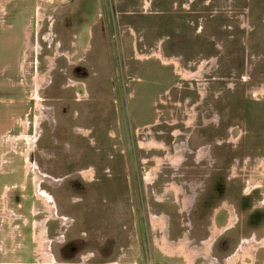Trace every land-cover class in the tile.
<instances>
[{
  "label": "rangeland",
  "instance_id": "obj_1",
  "mask_svg": "<svg viewBox=\"0 0 264 264\" xmlns=\"http://www.w3.org/2000/svg\"><path fill=\"white\" fill-rule=\"evenodd\" d=\"M56 3L51 84L43 40L3 76L0 264H210L218 229V264H264V0Z\"/></svg>",
  "mask_w": 264,
  "mask_h": 264
},
{
  "label": "crops",
  "instance_id": "obj_2",
  "mask_svg": "<svg viewBox=\"0 0 264 264\" xmlns=\"http://www.w3.org/2000/svg\"><path fill=\"white\" fill-rule=\"evenodd\" d=\"M56 12H57L56 0H0V95L3 93L4 89L9 88V82L7 80L4 81L3 76H6L7 72L10 69H13L18 74L20 73V75L23 73L22 74L23 76L25 75L27 66L30 67L31 71L33 70L39 72V67L41 64L39 57L42 56L41 54L43 50V46L40 43V40H43L46 43V47L54 50L49 55L44 54L45 60L46 62H48L46 63L47 66L46 71H49L51 77L49 82L51 84L52 82L51 73L53 71H56L58 68L57 67L58 66L57 63L58 36L56 32V19H57ZM29 52H31V54H29ZM32 54H33V58L31 56ZM37 80L35 79L37 83H35L34 81V86L39 88L41 86L39 80L38 81ZM18 82H19L18 86L20 85V83L24 85V82L21 81ZM8 130L9 129H7L5 132H8ZM5 132H0V135H3ZM52 198L54 201L50 198L49 202L51 203L52 208H54L56 213L58 214L57 200L55 196H53ZM229 215L230 214L228 213L226 217V214L221 213L220 210L216 212V218H218L219 216H221L220 218H224V217L227 218L225 223L230 221L231 217ZM159 220L161 219L158 216L154 218L155 222H158ZM164 221L168 222L167 219ZM233 221L234 218L232 217L228 227H231L233 225L232 223ZM225 225L227 224H224V226ZM163 229H166L165 224L163 226ZM221 232H223V230L219 231L218 229L217 231H214L210 240H206L207 243L205 242L203 246L202 245L193 246V249L189 251V254L193 256V260L196 261V258L202 256L204 259H209L210 264H218L217 261L220 258L218 257V255H216L217 257L215 258L213 255H211V253H212V248L213 250H215L216 247L215 245L214 247H212L213 243L215 242L216 238L220 235ZM87 233H88L87 230H83L81 235L87 236L88 235ZM69 237H71L70 240L79 238V236L76 237L69 236ZM166 241L170 242L169 235L168 238H166ZM252 241H250L248 238L243 239L241 244H239V248L235 252V254L229 255L228 259L225 260L226 263L234 264L237 259L243 258V256L246 253L252 255L251 249L253 244L256 242L257 243L262 242L257 240V237L256 238L252 237ZM181 244L183 245L184 242L182 241L180 243V247ZM184 245L186 249L187 247L189 248L187 242ZM263 246H259L257 250ZM257 250L255 251V254L254 256H252V258L255 257ZM178 253L176 251L172 253H169L168 251H164V254L169 259L172 258L174 259L176 256L181 257L182 254H178ZM220 253L221 255L223 254L222 251ZM56 254L57 253H55V255ZM183 259L185 264H189L188 263L189 260L187 257H183ZM174 262L176 261L174 260ZM169 264H173V262Z\"/></svg>",
  "mask_w": 264,
  "mask_h": 264
},
{
  "label": "flooded vegetation",
  "instance_id": "obj_3",
  "mask_svg": "<svg viewBox=\"0 0 264 264\" xmlns=\"http://www.w3.org/2000/svg\"><path fill=\"white\" fill-rule=\"evenodd\" d=\"M221 125V124H220ZM219 125V126H220ZM217 127H218V125H217ZM228 129L229 128H227V131H228ZM233 128H230V130H232ZM214 144H217V143H214ZM212 143L210 144V147L212 148ZM214 146H216V145H214ZM201 161H202V159L201 160H199V162H197L198 164H200L201 165ZM246 162H248V161H246ZM213 165V164H212ZM208 166H209V164H208ZM201 167V166H200ZM210 167V166H209ZM213 167V166H212ZM200 176H203L202 174L200 175ZM207 176H209V177H211V174H209V175H207ZM204 177V176H203ZM43 193V192H42ZM44 197H46L45 195H44ZM19 210V209H18ZM53 215L55 216V215H57V213L55 212V209L53 208ZM63 219L65 220V222H67V220H66V217H63ZM239 221H240V219H237L235 222H234V224L231 226V227H226L225 228V230H224V233L226 232V231H228V230H233L234 228H237L238 227V225H239ZM84 238H82V241L81 240H72V241H68L65 245H63V246H61V251H60V256L61 257H64V258H66V259H68V260H73L74 258H76L77 257V255H78V253H80V250H82V248H84V246H85V239L83 240ZM89 242V241H88ZM264 247V246H263Z\"/></svg>",
  "mask_w": 264,
  "mask_h": 264
},
{
  "label": "bare ground",
  "instance_id": "obj_4",
  "mask_svg": "<svg viewBox=\"0 0 264 264\" xmlns=\"http://www.w3.org/2000/svg\"><path fill=\"white\" fill-rule=\"evenodd\" d=\"M252 242H254V241H252ZM45 245H47V244H45ZM181 245H182V244H181ZM183 245H184V244H183ZM183 245H182V246H183ZM257 245H258V243H257V242H256V243H254V244H253V246H252V249H251V250H253V249H254V248L257 246ZM187 248H188V247H187ZM208 250H209V248H208Z\"/></svg>",
  "mask_w": 264,
  "mask_h": 264
}]
</instances>
